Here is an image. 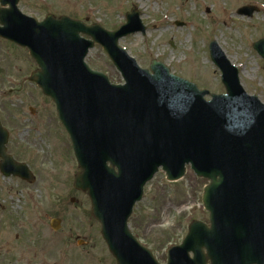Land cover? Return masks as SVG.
<instances>
[{
  "label": "water",
  "instance_id": "95a60500",
  "mask_svg": "<svg viewBox=\"0 0 264 264\" xmlns=\"http://www.w3.org/2000/svg\"><path fill=\"white\" fill-rule=\"evenodd\" d=\"M2 3H10L20 20H4L0 34L27 46L39 64L31 79L57 105L82 168L75 187L90 195L93 215L119 264H159L132 236L127 220L159 166L169 180H177L187 163L211 179L203 202L212 228L192 222L183 245L170 251L169 264H206L207 258L212 264H264V104L245 93L238 69L216 43L211 53L228 94L207 102L206 91L170 75L164 64L153 61L150 74L119 47L121 37L144 30L135 9L125 25L108 31L67 16L37 22L18 11V0ZM95 43L122 72L125 85L111 84L85 63ZM256 49L264 57V41ZM5 141L6 136L0 139L2 151ZM2 154L5 174L33 181L25 165L22 169ZM228 237L231 244L219 242ZM222 248L230 253L221 256Z\"/></svg>",
  "mask_w": 264,
  "mask_h": 264
},
{
  "label": "rangeland",
  "instance_id": "374dc122",
  "mask_svg": "<svg viewBox=\"0 0 264 264\" xmlns=\"http://www.w3.org/2000/svg\"><path fill=\"white\" fill-rule=\"evenodd\" d=\"M249 2L257 4L259 11L253 20L240 19L238 9ZM19 5L37 18L47 13L67 15L88 24L99 23L109 30L124 23L126 13L135 5L146 32L130 34L119 44L143 68H149L153 60L161 61L171 73L200 89L225 93L222 72L209 51L215 39L239 67L243 88L264 102V58L254 49V44L264 38V0H21ZM0 58L5 59L3 48ZM86 61L107 74L111 82L123 83L102 46L96 44ZM28 64L34 66L29 58ZM11 97L8 105L16 116L10 117L14 120L15 141L26 147L19 160L31 165L36 180L30 183L0 173V264H14L15 256L26 246H44L53 241V247H78L84 238L89 239V245L94 244L92 253L97 258L110 257L98 245L100 224L92 215L88 193L73 185L81 169L70 139L57 120L53 101L29 84L26 92ZM31 107L36 109L35 114L30 112ZM37 121L39 127L34 124ZM49 138L58 146V152ZM208 183L207 178L197 176L188 167L178 181H168L160 170L146 186L131 227L157 258L166 259L169 247L181 242L193 220L209 223V212L202 202ZM53 218L62 220L59 230L52 228ZM63 233L65 239L60 241Z\"/></svg>",
  "mask_w": 264,
  "mask_h": 264
},
{
  "label": "flooded vegetation",
  "instance_id": "af4514ba",
  "mask_svg": "<svg viewBox=\"0 0 264 264\" xmlns=\"http://www.w3.org/2000/svg\"><path fill=\"white\" fill-rule=\"evenodd\" d=\"M21 10L24 13L29 14L22 8ZM47 14H45V16ZM45 16L37 19L42 20ZM16 19L20 18L10 6V3L3 5L0 0V27H4V20L13 23ZM2 48L5 59L2 60L0 58V123L3 129L7 132L8 141L6 143V153L12 156L15 160L22 161L19 160V155L24 152L23 149H26V147L15 141L13 131L14 120L10 117L16 118V116L11 112L10 105H8L10 103L8 102L12 101L8 99L18 92H26L28 84L35 86L40 92L38 86L30 79V76L35 70H37L38 66L30 57L27 48L0 36V50H2ZM22 54H24L25 57L22 56ZM22 57L27 58V61L25 62ZM28 58L30 61H33V67L28 64ZM11 99L13 98L11 97ZM30 112L35 114L36 109L31 107ZM37 123H39V121H37ZM2 160L3 158L0 156V163ZM56 233H59V231H56ZM78 236L79 234L75 237L78 238ZM99 236L101 244L98 243V245L103 249H106L110 257L107 254L97 258L95 254L92 253L94 244L89 245V239L84 238L79 241L80 244L78 247H71L69 245L63 247H53L50 246L53 241L46 242L44 246H26V248L20 251L19 255L15 256L14 264H118L114 256L109 251L100 232ZM58 239L60 241H64V233L63 237ZM70 241L71 240L68 239V242Z\"/></svg>",
  "mask_w": 264,
  "mask_h": 264
},
{
  "label": "bare ground",
  "instance_id": "6f19581e",
  "mask_svg": "<svg viewBox=\"0 0 264 264\" xmlns=\"http://www.w3.org/2000/svg\"><path fill=\"white\" fill-rule=\"evenodd\" d=\"M39 124H40V123H35V125H37L38 127H39ZM49 139H50V138H49ZM50 141L52 142V140H51V139H50ZM52 143H54V142H52ZM52 147L55 149V151H56V152H58V151H59V148H58V146H57L55 143L53 144V146H52Z\"/></svg>",
  "mask_w": 264,
  "mask_h": 264
}]
</instances>
